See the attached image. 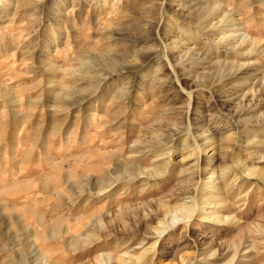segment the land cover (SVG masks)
Wrapping results in <instances>:
<instances>
[{
    "label": "rangeland",
    "instance_id": "rangeland-1",
    "mask_svg": "<svg viewBox=\"0 0 264 264\" xmlns=\"http://www.w3.org/2000/svg\"><path fill=\"white\" fill-rule=\"evenodd\" d=\"M0 264H264V0H0Z\"/></svg>",
    "mask_w": 264,
    "mask_h": 264
}]
</instances>
